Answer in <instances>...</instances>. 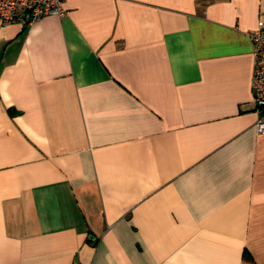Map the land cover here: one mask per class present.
<instances>
[{"label": "crops", "instance_id": "crops-1", "mask_svg": "<svg viewBox=\"0 0 264 264\" xmlns=\"http://www.w3.org/2000/svg\"><path fill=\"white\" fill-rule=\"evenodd\" d=\"M64 5L0 20V264H264V0Z\"/></svg>", "mask_w": 264, "mask_h": 264}, {"label": "built area", "instance_id": "built-area-1", "mask_svg": "<svg viewBox=\"0 0 264 264\" xmlns=\"http://www.w3.org/2000/svg\"><path fill=\"white\" fill-rule=\"evenodd\" d=\"M64 0H0V20L4 23L33 24L45 16L64 18ZM253 45L254 70L251 82L257 121L256 132L264 136V22L248 32Z\"/></svg>", "mask_w": 264, "mask_h": 264}]
</instances>
